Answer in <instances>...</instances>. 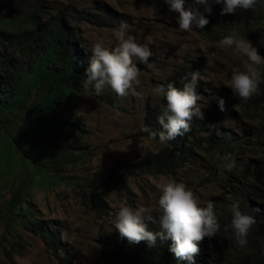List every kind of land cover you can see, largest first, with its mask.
Segmentation results:
<instances>
[{"label": "trees", "instance_id": "1", "mask_svg": "<svg viewBox=\"0 0 264 264\" xmlns=\"http://www.w3.org/2000/svg\"><path fill=\"white\" fill-rule=\"evenodd\" d=\"M28 12L21 19L7 21L0 12V187H7L8 198L0 204V224L4 227L3 239L18 230L39 235L45 247L58 258V264H70L71 255L62 243L60 230L53 222L39 219L31 202L32 190L37 185H50L70 180L60 171L80 156L70 150L50 151L49 145L58 130L83 131L81 123L72 114L79 98L84 95L89 53L82 47L77 29L63 15H51L45 3L50 0H33ZM165 3V0H157ZM29 2H27V5ZM221 10L220 5H216ZM221 12V11H220ZM98 27L111 26L103 18L87 12L78 18ZM264 29V0H258L254 10L237 9L230 16L216 13L200 34L205 41L218 44L233 30L243 34H260ZM249 36V35H247ZM189 60L176 66L160 83L181 88L191 81L197 71ZM259 94L244 102L239 108L234 102L224 101L222 115H236L244 121L238 128L209 126L206 119L193 117L191 131L175 140L160 143L142 133L148 140L160 144L154 152H146L135 161L121 160L103 176L93 172L91 177H75L87 190L86 203L99 218L109 216L105 193L127 189L128 180L136 176H168L175 179L184 168L196 163L200 155L210 156L211 169L206 176L208 184L217 183L227 197L264 195V70ZM199 79L196 93L210 107L218 106V99L208 98L207 89ZM207 87V85H206ZM109 103L116 104L108 100ZM143 125L159 133L158 116L166 107L163 95L152 106L146 101ZM118 107V105H117ZM201 108V107H200ZM202 112V108H201ZM257 145L259 147L257 148ZM199 150L201 153H197ZM246 165L237 164L245 151ZM254 154H258L256 161ZM215 158V159H214ZM229 162L235 167L221 174L218 168ZM246 192V194H244ZM264 198V196L262 197ZM159 230L160 219L155 220ZM227 224L218 220L221 227ZM261 232H264L261 229ZM225 234V235H224ZM107 243V241H105ZM228 230L220 229L211 241L200 243L205 264H264L258 241L249 247H235ZM208 243V244H207ZM206 244L204 249L203 245ZM206 249V250H205ZM60 253L63 257L60 258ZM205 254V255H204ZM119 261L115 264H170V257L163 247L146 252L138 259L119 248Z\"/></svg>", "mask_w": 264, "mask_h": 264}, {"label": "rangeland", "instance_id": "2", "mask_svg": "<svg viewBox=\"0 0 264 264\" xmlns=\"http://www.w3.org/2000/svg\"><path fill=\"white\" fill-rule=\"evenodd\" d=\"M34 3L33 0H0V12L12 22L23 18L29 11L28 7ZM45 5L51 15H63L77 29L82 47L90 58L92 47L98 41L109 49L117 46L119 42L115 39V30L122 24L127 25L128 34L134 36L137 43L147 45L153 53L150 66L134 61L140 69V84L136 86L139 96L129 94L120 98L110 87H105L102 94L97 95L94 84L86 87L84 95L72 109L83 131L58 130L49 145L50 151L70 150L80 156V161L60 171L70 180L37 185L32 190L31 202L39 219L53 222L60 230L72 264H111L114 254L104 241L112 232L110 223H115L120 205L152 207L153 214H159L158 185L172 178L144 175L128 180L127 189L104 194L109 216L99 218L86 203L87 190L83 184L76 182L75 177H91L93 172L103 176L119 161H135L146 152H154L160 147L140 131L145 103L148 101L152 106L161 98V95L153 94V89L160 86L172 69L185 60L191 61L190 66L200 71L208 98L234 102L233 105L239 108L240 98L233 94L229 81L232 69L243 71L247 58L232 48H220L217 44L204 41L194 30H179L177 15L160 3L147 0H50ZM87 12L98 15L111 26L101 28L78 19L81 13ZM241 38L251 41L264 57V32L243 34ZM108 100L116 102L118 107ZM198 105L202 108V119H206L209 126L232 129L244 123L237 111L236 115H222L218 106L210 107L205 100H199ZM196 152L201 153L199 150ZM246 154L247 150L237 159V164L246 165V158L243 157ZM195 159L196 163L184 168L174 180L185 183L199 198L201 206L208 201L219 206L227 205L223 201L224 190L217 183L206 182L211 169L210 156L200 155ZM218 170L223 175L228 171L225 166ZM7 198V187H0V204ZM3 233L4 227L0 224V264L59 263L39 235L18 230L13 236L3 239ZM60 255V258L63 257L62 253Z\"/></svg>", "mask_w": 264, "mask_h": 264}, {"label": "clouds", "instance_id": "3", "mask_svg": "<svg viewBox=\"0 0 264 264\" xmlns=\"http://www.w3.org/2000/svg\"><path fill=\"white\" fill-rule=\"evenodd\" d=\"M147 1L168 6L169 11L177 15L179 30H194L204 41L206 38L200 34V29H205L216 13L232 16L237 9L254 10L258 3V0ZM216 5H220L221 10H217ZM115 39L119 43L114 49H109L100 41L94 43L87 69L88 83L94 84L97 95L102 94L105 87H110L120 98H126L129 94L139 96L136 86L140 84V69L134 61L150 66L153 53L147 45L137 43L136 38L128 34L125 24L115 30ZM217 45L220 48H232L247 58L243 71L240 68L232 69L229 87L233 94L244 102L259 94L264 57L258 53V49L251 41L241 38L235 30ZM190 75L191 81L184 83L182 89L175 87L173 83H168L166 89L163 85L153 89L154 95H163L166 99V107L162 108L157 118L162 130L157 134L144 126L140 129L141 132L149 133L153 138L158 135L159 142L163 144L191 131L190 121L193 117L202 118L203 113L198 105L201 97L195 90L200 71H193ZM218 107L221 111L225 110L223 99L218 101ZM254 157L257 161L258 154H254ZM225 167L231 171L235 162H230ZM158 190L159 214H153L152 207L133 208L127 203L120 205L115 223H110L112 232L105 238L107 243L104 241L114 254L111 264L120 260L119 248L126 249L129 255L138 259L159 246L167 252L170 264H205L199 245L205 238L209 241L215 238L220 229L228 230L232 243L237 248L249 247L252 240L258 241L257 247L264 255V232H261V229L264 231V195L258 198L250 196L246 204L245 196L228 198L224 190L223 201L227 205L219 206L208 201L201 206L199 198L183 182L167 179L158 185ZM234 199L239 201H233ZM158 219L161 230L155 222ZM218 220H224L227 224L224 226L221 222L220 227ZM202 245L204 249L206 244Z\"/></svg>", "mask_w": 264, "mask_h": 264}]
</instances>
